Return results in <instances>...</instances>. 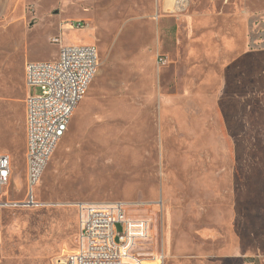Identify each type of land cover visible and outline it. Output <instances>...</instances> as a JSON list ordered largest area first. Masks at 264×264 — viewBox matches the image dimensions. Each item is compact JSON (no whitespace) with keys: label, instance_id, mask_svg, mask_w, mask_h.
<instances>
[{"label":"rangeland","instance_id":"374dc122","mask_svg":"<svg viewBox=\"0 0 264 264\" xmlns=\"http://www.w3.org/2000/svg\"><path fill=\"white\" fill-rule=\"evenodd\" d=\"M185 1L0 0V264H55L76 204L117 201L150 221L142 264H264V0ZM62 45L96 46L99 67L36 207L24 68Z\"/></svg>","mask_w":264,"mask_h":264},{"label":"built area","instance_id":"2783aa9c","mask_svg":"<svg viewBox=\"0 0 264 264\" xmlns=\"http://www.w3.org/2000/svg\"><path fill=\"white\" fill-rule=\"evenodd\" d=\"M219 1V0H213ZM180 0L175 2L178 8ZM55 42H60L56 38ZM99 67L94 45H62L54 61H29L25 66L26 86V178L28 201L65 135L71 118L85 97ZM12 176V158L0 149V194ZM8 203L0 200V224ZM79 232L76 248L55 264H142L137 248L150 236V221L131 218L123 202L76 204ZM120 225V229L118 228ZM137 255L136 258L133 255ZM245 264H257L247 259Z\"/></svg>","mask_w":264,"mask_h":264},{"label":"bare ground","instance_id":"6f19581e","mask_svg":"<svg viewBox=\"0 0 264 264\" xmlns=\"http://www.w3.org/2000/svg\"><path fill=\"white\" fill-rule=\"evenodd\" d=\"M177 1V0H176ZM186 5V1L185 0H180L179 4H178V8H183L184 6ZM41 203V205H43L42 202H39ZM160 260V259H159Z\"/></svg>","mask_w":264,"mask_h":264},{"label":"crops","instance_id":"0c3cea01","mask_svg":"<svg viewBox=\"0 0 264 264\" xmlns=\"http://www.w3.org/2000/svg\"><path fill=\"white\" fill-rule=\"evenodd\" d=\"M30 61V60H29ZM29 61H27V62H29ZM26 62V63H27ZM25 66H26V64H25ZM24 77H25V68H24ZM25 83H26V78H25ZM27 96H28V90H27V95H26V98H27ZM25 113H26V101H25ZM27 136V135H26ZM1 149V148H0ZM4 152V151H3ZM8 154V153H7Z\"/></svg>","mask_w":264,"mask_h":264}]
</instances>
